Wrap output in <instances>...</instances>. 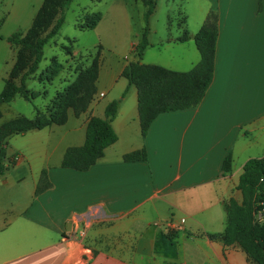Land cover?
<instances>
[{"label":"crops","instance_id":"0c3cea01","mask_svg":"<svg viewBox=\"0 0 264 264\" xmlns=\"http://www.w3.org/2000/svg\"><path fill=\"white\" fill-rule=\"evenodd\" d=\"M41 3L0 0V82L14 62L6 37L19 32L8 25L31 24ZM211 9L218 11L214 72L198 106L160 113L142 136L137 89L121 75L137 60L140 20L122 50L107 55L100 45L96 93L84 112L69 109L60 125L7 138L0 264H253L221 234L229 199L242 202L237 184L245 161L264 155V0L260 7L258 0H194L191 16L181 12L175 32L148 26L139 61L190 70L200 60L193 36ZM124 19L131 27V18ZM185 32L189 38L178 40ZM117 99L116 141L88 170L62 167L65 150L83 144L88 120L103 118ZM141 148L146 160H123ZM228 153L231 170L223 174ZM43 169L50 186L36 195ZM79 228L84 236L69 234Z\"/></svg>","mask_w":264,"mask_h":264},{"label":"trees","instance_id":"16d2710c","mask_svg":"<svg viewBox=\"0 0 264 264\" xmlns=\"http://www.w3.org/2000/svg\"><path fill=\"white\" fill-rule=\"evenodd\" d=\"M72 0H42L30 26L24 33L15 32L6 37L11 47L16 49L13 65L4 79L0 92V103L10 102L16 95L32 100L37 93L27 88L26 81L34 74L43 57L46 43L54 37L65 20L68 3ZM145 27L141 40L134 47L137 60L130 61L121 75L128 85L137 89V109L142 136L154 118L163 112L198 106L210 85L214 72L215 49L218 36V11L211 9L193 40L200 54V60L190 70L174 71L159 65L144 64L139 61L143 49L148 45V20L156 5V0H144ZM261 0H258L260 7ZM101 19L100 12L84 16L79 29H92ZM183 33L177 39H188ZM97 53L91 65L77 80L55 97L49 111L36 109L32 118L19 115L0 124V175L7 170L5 142L13 134H22L31 129H41L60 125L67 119L72 109L75 115L84 112L96 93V80L99 68ZM61 64L52 57L50 65L42 72L40 80L51 81L60 71ZM119 99L109 102L104 109V117H91L85 130V140L80 146L68 147L62 157L61 166L79 171L88 170L103 155L104 149L116 141L111 126ZM1 118V112H0ZM144 148L123 155L124 161L146 160ZM222 173L231 170V154L228 153L221 166ZM264 155L247 159L239 176L237 189L242 194V202L230 198L227 204L228 223L221 238L224 244H237L253 264H264V220L254 221V213L264 208ZM50 186L47 171H41L35 194ZM167 264H177L168 262Z\"/></svg>","mask_w":264,"mask_h":264},{"label":"rangeland","instance_id":"374dc122","mask_svg":"<svg viewBox=\"0 0 264 264\" xmlns=\"http://www.w3.org/2000/svg\"><path fill=\"white\" fill-rule=\"evenodd\" d=\"M146 8L144 0L70 1L62 26L44 46L43 57L37 71L26 81L27 88L37 93V96L32 100H25L20 95H16L10 102L0 104L2 112L0 122L19 115L32 118L36 109L48 112L58 93L72 85L91 65L96 54L100 52L101 46L107 55L111 50L120 51L125 48L127 39L135 35L139 21L144 22L143 16ZM193 10L194 0H156L152 23H148V26L151 25L157 30L164 31L166 30L165 25H169V30L175 32L181 12L191 16ZM94 12H100L101 16L103 15L100 27L94 30L79 29L78 25L83 23L84 16ZM125 17L131 18L129 28L125 25ZM168 19H170L169 22ZM145 24L144 22V26ZM29 25V23L9 24L8 31L14 29L19 33H24ZM13 52L15 59V48ZM52 57H56L58 63L61 64L60 71L51 81L40 80L42 72L50 65ZM3 85L4 82H0V92ZM262 213V208L256 209L255 222L260 223L264 220Z\"/></svg>","mask_w":264,"mask_h":264},{"label":"built area","instance_id":"2783aa9c","mask_svg":"<svg viewBox=\"0 0 264 264\" xmlns=\"http://www.w3.org/2000/svg\"><path fill=\"white\" fill-rule=\"evenodd\" d=\"M261 181H264V178H261ZM264 193V189L262 191ZM262 214L264 216V208H262ZM72 237L75 235V234H78L80 237L84 236L85 234V228H79L78 230H74L72 231L71 233H69Z\"/></svg>","mask_w":264,"mask_h":264}]
</instances>
